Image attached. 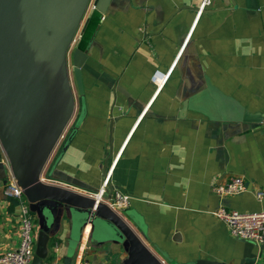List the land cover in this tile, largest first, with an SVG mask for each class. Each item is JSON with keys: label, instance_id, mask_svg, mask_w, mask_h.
<instances>
[{"label": "crops", "instance_id": "crops-1", "mask_svg": "<svg viewBox=\"0 0 264 264\" xmlns=\"http://www.w3.org/2000/svg\"><path fill=\"white\" fill-rule=\"evenodd\" d=\"M18 1L0 0V109L8 100L49 109L47 83L33 94L36 102L14 94L25 88L22 77L37 84L25 58L31 51L19 46L15 8L24 0ZM202 3L111 0L102 18L90 11L69 58L77 49L86 55L84 94L73 80L68 127L48 156L35 154L25 170L49 186L92 197L111 173L109 195L132 198L123 218L165 264L261 263L264 247L233 237L214 212L220 206L264 210V196H255L264 193V0H212L200 14ZM16 62L23 75L8 84ZM156 71L170 72L161 90L152 82ZM6 146L0 137L2 162L16 180ZM232 177L244 178L247 191L220 198L214 187ZM19 212V202L0 184V257L19 245ZM32 213L37 247L46 226L40 211ZM85 217L58 213L44 261L126 264L128 244L104 238Z\"/></svg>", "mask_w": 264, "mask_h": 264}, {"label": "water", "instance_id": "water-1", "mask_svg": "<svg viewBox=\"0 0 264 264\" xmlns=\"http://www.w3.org/2000/svg\"><path fill=\"white\" fill-rule=\"evenodd\" d=\"M25 2L26 0H24L22 5ZM87 2L88 0L73 1L67 23L63 25V31L56 42L51 63L48 64L49 73L46 81L42 84L38 81L37 84H33L28 78L22 77L20 80L23 83L21 84L26 90H29H27L29 97L23 98L14 92L18 100L36 102L33 94H40L41 91H45V84L47 83L49 88L44 95L46 98L50 97V108H45V106L42 108L40 104H37L38 108L32 109L25 104L24 108V106L19 107L18 102L8 100L6 110L4 107L0 109L5 120L4 125L0 123V137L7 145V151H10L9 161L10 165H12V172L18 178L17 180L23 187L25 195L30 198L32 211H40L45 221L46 227L40 233L33 264H42L47 257L48 231L53 227L55 218L62 210L68 212L73 220H78L83 214H86L84 224L92 221L99 234L101 233L105 236L104 238L113 239L117 242H126L129 246V257L126 264H160L125 219L115 214L106 204L100 202L96 196H82L69 190L49 186L46 184L48 181L39 178L38 173L31 174L25 170L30 158L35 154L46 158L68 127V122L72 117L75 106V97L72 89L73 80L76 83V89H78L80 97L84 94L81 69L86 55L77 49L72 54V62L69 61V58L72 50L71 42H73L76 30L81 23ZM110 2L111 0H97L94 11L99 14L100 18L106 14ZM251 2L254 5L253 0ZM22 5L19 6L17 11H21L22 17L21 21L19 17H16L18 27L24 29L23 33H25L28 41L33 42L36 39H41V42L36 43L38 45L34 49V51L37 49L38 51L33 52V54L32 52L31 54L26 53L25 55L26 62L30 66L27 65L28 69L32 68L34 75L38 76L42 74V71L40 69L36 70L40 64L36 65L33 57H38L40 52L44 51L42 43L46 42L48 36L40 34L31 36L28 33L26 18L29 10L26 6L21 9ZM54 7L50 6L48 8L49 11ZM30 10L32 11L31 7ZM48 13H45L44 16ZM64 13H66V10L62 14ZM34 16L41 21L36 15ZM48 16L50 15L48 14ZM6 78H8V84H14L10 83L9 76H6ZM2 109L4 110L2 111ZM23 109L24 112L22 113L21 110ZM23 114H27L28 118L23 120ZM12 143L18 146H13ZM14 150L22 152L21 158L18 153H13ZM9 179L8 165L2 162V157L0 156V184L3 188L7 185ZM196 264L222 263L199 261Z\"/></svg>", "mask_w": 264, "mask_h": 264}, {"label": "built area", "instance_id": "built-area-1", "mask_svg": "<svg viewBox=\"0 0 264 264\" xmlns=\"http://www.w3.org/2000/svg\"><path fill=\"white\" fill-rule=\"evenodd\" d=\"M211 1L203 0L200 14L205 7L211 5ZM169 75L170 72L164 75L162 72L156 71L152 76V82L161 90L168 80ZM110 174L106 177L102 189L99 194H96V197L100 202L106 204L115 214L123 217L122 213L129 209L132 198L120 191H113L109 195L108 183ZM247 187L244 178L232 177L226 183L214 187L213 191L220 198H225L242 194L247 191ZM4 194L8 198L16 199L20 204L18 216L20 242L16 249L0 257V264H33L36 252L35 218L30 204L25 200L26 195L19 180L9 179V182L4 187ZM255 196L257 199H262L264 193L262 191H256ZM214 216L224 222L233 237L241 240H251L257 245L264 247V210L258 213H242L220 206L214 212ZM158 261L160 264H165L161 260ZM42 264H56V262L49 260L43 261ZM78 264H85V262L79 261ZM256 264H264V262Z\"/></svg>", "mask_w": 264, "mask_h": 264}, {"label": "rangeland", "instance_id": "rangeland-1", "mask_svg": "<svg viewBox=\"0 0 264 264\" xmlns=\"http://www.w3.org/2000/svg\"><path fill=\"white\" fill-rule=\"evenodd\" d=\"M73 1L74 0H64L63 5H56L54 8H52L50 11L47 10L46 13H48L50 16H48V14L46 16H44V9H43V4L40 2V0H31L29 6L32 8V11L34 13V15H36L38 18L41 19V21L43 22V25L45 27V35L48 36V39H46V42L42 43V48L44 49V52L42 54H40V56L38 57H33V61L38 64L39 61L44 60L45 62H43V64H41V66H39V69L42 71V74L36 76L34 75V71L32 70V68H30V73L32 75L31 78H33L35 81H38L39 83H44V81H46V77L49 73L48 68L49 66L47 65V63H51L52 60V55L54 53V48L56 45L57 40L59 39V37L61 36V33L63 31V25H66L67 20H68V16L71 10V7L73 6ZM97 0H88L87 5H86V10L85 13L82 17L81 23L79 25V27L76 30V34L73 38V42H71V46H74V41L76 39V37L79 34L80 28L84 22V19L87 17L88 13L90 11H92L94 9V6L96 4ZM18 2H23V0H19ZM24 6H21V9H23ZM19 9V6H16L15 8V15L16 17H19L20 21L22 20L21 17V11L19 10V12H17ZM66 10V13L62 14L63 11ZM17 21V20H16ZM87 22L84 24V27L82 29H85ZM18 31V37H19V46L21 48L24 49V53L26 50H30L33 54V52L35 53L37 50L34 51V49L36 48V43L37 42H41V39H36L33 42L28 41L25 33H23L24 29L22 27H18L17 28ZM40 64V63H39ZM18 71H14L11 73V75L9 76V78L13 81V80H17L20 75H23V73L21 72V70L18 67V63L16 62ZM28 65V64H27ZM29 66V65H28ZM30 67V66H29ZM16 94L24 97H29V94L27 93L26 89L23 87H16ZM122 215H124V213H122Z\"/></svg>", "mask_w": 264, "mask_h": 264}, {"label": "trees", "instance_id": "trees-1", "mask_svg": "<svg viewBox=\"0 0 264 264\" xmlns=\"http://www.w3.org/2000/svg\"><path fill=\"white\" fill-rule=\"evenodd\" d=\"M43 1V9H44V13L47 12V10H49L48 8L50 6H54V4H56V2H63L64 0H42ZM30 2L29 0H27V2L22 5V6H26L27 9L29 10V14L26 18V25L28 28V33L32 36V35H36V34H40V35H45V27L43 25V22H41L40 20H38L32 13V11L30 10V6H29Z\"/></svg>", "mask_w": 264, "mask_h": 264}]
</instances>
